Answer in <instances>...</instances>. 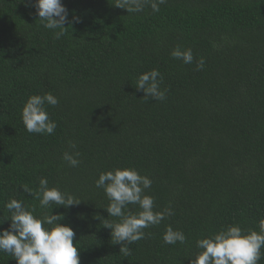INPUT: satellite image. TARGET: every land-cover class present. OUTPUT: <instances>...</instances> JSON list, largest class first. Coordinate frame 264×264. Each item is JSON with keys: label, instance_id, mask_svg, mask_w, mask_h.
I'll use <instances>...</instances> for the list:
<instances>
[{"label": "trees", "instance_id": "16d2710c", "mask_svg": "<svg viewBox=\"0 0 264 264\" xmlns=\"http://www.w3.org/2000/svg\"><path fill=\"white\" fill-rule=\"evenodd\" d=\"M115 2L62 0L68 23L56 39L59 29H45L29 0H0V223L10 217L5 204L17 199L38 218L62 215L80 264H189L198 239L230 225L261 230L264 0H166L159 12L145 5L138 13ZM176 46L192 49V64L171 57ZM152 69L163 77V101H146L135 88ZM49 92L59 101L45 105L57 127L30 134L22 107ZM65 151L80 153L77 167L62 159ZM115 168L150 178L154 211H173L127 244V256L104 228L102 219L118 218L108 217L106 195L95 187L99 173ZM40 178L81 203L40 208L21 189L36 190ZM168 225L185 234L184 244L163 242ZM0 264L16 261L0 252Z\"/></svg>", "mask_w": 264, "mask_h": 264}, {"label": "clouds", "instance_id": "9594fccd", "mask_svg": "<svg viewBox=\"0 0 264 264\" xmlns=\"http://www.w3.org/2000/svg\"><path fill=\"white\" fill-rule=\"evenodd\" d=\"M165 2L166 0H116L114 6L126 10L127 13H138L148 5L153 12H159V5ZM29 3L35 8L45 29H59L54 31L56 39L65 35L64 25L68 23V11L62 0H35L34 3L29 0ZM73 19L79 22L78 18ZM170 55L184 64H192L194 60L191 48L181 49L176 46ZM204 64V58L200 57L196 61V70H203ZM162 80L159 70L152 69L138 76L135 88L143 92L146 101H163L166 90H161ZM58 103V99L50 92L28 96L20 113L25 130L30 134H53L57 125L49 118L45 105L54 107ZM69 146L75 147L71 143ZM79 156V152L65 151L62 159L69 166L77 167L80 163ZM151 185L150 178L140 175L133 168H115L101 172L95 181V187L103 189L108 200L104 209L108 217L118 218L111 222L102 219L105 221L104 228L110 230L111 238L116 244L123 245L119 251L126 256L131 254L127 244L144 238L143 229L159 225L166 216L173 215L171 207L154 211V198L145 194V190ZM21 189L34 196L42 209L49 208L53 203L64 208L81 203L72 194L49 187L46 178L39 179L36 190L27 185H21ZM129 205H136L139 211L132 212L128 209ZM5 208L10 212L9 219L5 221L10 223L7 229L0 228V252L11 255L16 264H80L78 248L73 244L75 232L71 227L59 223L63 219L62 215H52L51 210L38 218L33 215L34 207L29 210L17 199H9ZM259 224L260 232L252 229L245 232L238 225H230L215 235L198 239L196 247L200 251L189 259V264H258L264 256L261 252L264 248V219ZM162 240L169 245L177 242L184 244L186 236L182 231L174 230L168 225Z\"/></svg>", "mask_w": 264, "mask_h": 264}]
</instances>
